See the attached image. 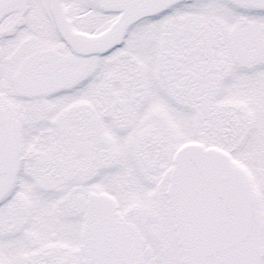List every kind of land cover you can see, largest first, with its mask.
I'll list each match as a JSON object with an SVG mask.
<instances>
[{"label": "snow or ice", "instance_id": "obj_1", "mask_svg": "<svg viewBox=\"0 0 264 264\" xmlns=\"http://www.w3.org/2000/svg\"><path fill=\"white\" fill-rule=\"evenodd\" d=\"M0 264H264V0H0Z\"/></svg>", "mask_w": 264, "mask_h": 264}]
</instances>
